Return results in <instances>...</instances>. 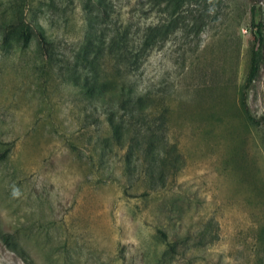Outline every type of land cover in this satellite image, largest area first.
<instances>
[{"label": "rangeland", "instance_id": "rangeland-1", "mask_svg": "<svg viewBox=\"0 0 264 264\" xmlns=\"http://www.w3.org/2000/svg\"><path fill=\"white\" fill-rule=\"evenodd\" d=\"M87 1L34 0L56 67H43L35 41L25 49L0 41V232L14 234L30 264H264V142L240 103L243 92L251 113L264 116V63L246 84L251 1L230 0L195 30L181 14L135 71L169 106L159 134L183 158L154 190L140 165L130 161L127 171L123 149L101 157L104 117L64 80L66 65L80 64ZM107 4L96 35L119 31L131 49L167 14L154 0ZM6 6L0 0V16ZM103 52L92 71L121 75L124 63ZM158 230L177 243L174 253ZM0 264L29 263L0 238Z\"/></svg>", "mask_w": 264, "mask_h": 264}, {"label": "trees", "instance_id": "trees-1", "mask_svg": "<svg viewBox=\"0 0 264 264\" xmlns=\"http://www.w3.org/2000/svg\"><path fill=\"white\" fill-rule=\"evenodd\" d=\"M88 1L83 6L87 28L78 56L80 64L75 63L73 67L66 65L69 75L64 80L77 86L83 98L94 104L95 109H99L104 117L108 137L103 139L101 157L109 153L107 148L110 151L113 147L123 149L127 171L130 161L140 165L143 168L142 176L151 180L154 190L164 185L167 177L177 175L183 158L177 145L167 139L165 133L159 134L166 130L169 106L159 97L158 90L153 92L147 86H140L135 78V71L147 55L146 51L158 47L168 31L179 22V18L185 17L181 14L187 12L189 22L186 26H190V30L199 29L218 20L230 0H154L157 7L164 6L162 11L167 14L144 26L132 49L128 47L126 35L119 31H114L111 38L96 35V25L99 28L101 23L108 21L109 6L107 0ZM250 1L252 43L246 84L256 78L264 63V0ZM37 8L40 6H34V0H7V6L0 16V41L5 47L14 42L21 49L35 41L38 52L44 57L43 67H56V45L46 26L40 21ZM106 48L114 51L118 60L124 63L125 71L121 75L115 76L106 69L98 74L90 68L102 53H106L103 52ZM79 65L82 67L81 72H77ZM240 103L247 121L260 127L264 142V116L255 117L251 113L243 92ZM161 142L162 146L159 148ZM210 223L205 225L202 235H206ZM158 232L161 242L167 247L166 252L174 253L177 243L169 240L166 232ZM0 238L9 249L19 253L30 264L23 250H18L15 246L16 238L13 233L0 232Z\"/></svg>", "mask_w": 264, "mask_h": 264}]
</instances>
